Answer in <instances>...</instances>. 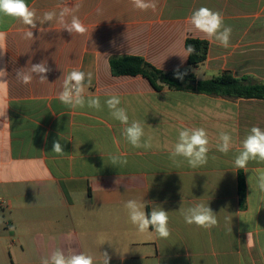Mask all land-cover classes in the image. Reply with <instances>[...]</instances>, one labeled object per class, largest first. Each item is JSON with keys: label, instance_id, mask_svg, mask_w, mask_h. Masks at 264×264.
Returning a JSON list of instances; mask_svg holds the SVG:
<instances>
[{"label": "crops", "instance_id": "crops-1", "mask_svg": "<svg viewBox=\"0 0 264 264\" xmlns=\"http://www.w3.org/2000/svg\"><path fill=\"white\" fill-rule=\"evenodd\" d=\"M26 2L38 20L78 6L74 14L88 31L72 35L55 21H37L28 40L26 25L0 16V44L7 50L0 68L8 73L0 85V264H41L57 248L92 255L97 264L104 252L109 264H264V193L256 188L264 162L234 167L249 130L264 129V100L156 91L140 75L114 76L109 64L113 57L135 56L162 72L187 69L196 81L229 72L264 83V0H153L155 11L135 9L131 0ZM201 7L221 13L232 28L228 48L190 28L189 18ZM187 38L208 42L197 67L184 58ZM42 61L52 69L47 81L16 79L18 69ZM73 69L92 74L85 96L98 97L101 110H73L59 101L64 76ZM111 95L120 97L130 121L143 124L142 142L150 137L151 147L126 141L125 126L105 104ZM184 127L208 132L206 165L193 169L182 157L170 159L167 149ZM221 131L233 137L227 154L215 148ZM54 141L63 154L52 152ZM116 154L127 163L113 165ZM129 199L145 203L146 212L153 206L169 212V238L151 228L138 232L124 207ZM197 203H208L217 226L205 230L184 222L180 207Z\"/></svg>", "mask_w": 264, "mask_h": 264}, {"label": "clouds", "instance_id": "clouds-1", "mask_svg": "<svg viewBox=\"0 0 264 264\" xmlns=\"http://www.w3.org/2000/svg\"><path fill=\"white\" fill-rule=\"evenodd\" d=\"M135 9L147 11L148 9L156 10V4L153 0H131ZM75 8L64 7L59 13L48 11L43 14L41 19H37L34 9L29 7L26 0H0V16L11 17L28 27V30L23 33V38L31 40L34 38L33 31L37 27V21L41 25L55 21L66 30L69 34L84 35L88 29L86 25L74 14ZM101 10L98 8L97 12ZM68 17H71L70 20ZM190 28L204 35L208 40L217 43L219 46L228 48L232 34V28L226 26L221 13L213 11L207 7H201L195 10L189 18ZM41 31V29H40ZM4 36L0 33V39ZM3 44H0V54L6 52ZM186 57L196 52L195 46L189 44L186 48ZM52 69L48 67L46 61L31 64L27 70L18 69L16 71V79L25 85L32 82L33 76H37L40 82L47 81V73ZM8 75L7 71L0 68V85L7 83L3 79ZM176 79H183L185 73H181L179 69L174 73ZM92 74L84 71L73 69L68 72L63 79L62 90L59 92L58 99L65 106L75 110L77 108H88L101 110V103L98 97L85 96L86 80L91 82ZM105 104L109 110L111 117L119 121L125 127L122 135L126 141L135 148L151 147V138L148 141L142 142L145 136L144 126L138 120H129L126 108L121 107V99L118 95H111L106 99ZM0 116H5V112L0 113ZM234 147L233 137L230 133L221 131L218 134L215 148L223 154L229 153ZM170 159L173 161L177 157H182L187 161L189 167L195 169L202 167L208 162V153L210 149L209 134L203 127H184L179 130L176 142L167 149ZM52 152L63 154V147L59 141L53 142ZM110 159L113 165L126 164L127 160L122 159L119 154L111 155ZM250 161L264 162V129L253 126L244 139L240 142V148L234 159V167L236 169H247ZM250 177L248 184H250ZM256 188L264 193V169H257ZM130 223L136 227L138 232L144 233L151 228L157 237L167 239L171 235L169 228V212L165 211L160 206H153L150 212H146L145 203L129 199L124 205ZM184 222L188 225H196L205 230L217 226V214L207 204L197 203L193 206L179 209ZM250 239V233H248ZM110 256L108 252L102 253V260L98 264H109ZM41 264H97L92 255L84 252L75 253L69 251L68 254L59 248L54 250L50 257L41 259Z\"/></svg>", "mask_w": 264, "mask_h": 264}, {"label": "trees", "instance_id": "trees-1", "mask_svg": "<svg viewBox=\"0 0 264 264\" xmlns=\"http://www.w3.org/2000/svg\"><path fill=\"white\" fill-rule=\"evenodd\" d=\"M191 44L196 52L188 56L187 63L191 67L202 64L207 56L208 42L199 39L187 38L185 48ZM111 73L114 76L140 75L148 80L150 85L160 91L163 88L201 93L211 96H222L235 99L264 100V83H252L248 77L235 78L229 72H222L210 79L196 81L193 74L187 69H179L185 73L183 79H176L174 71L162 72L142 58L135 56L113 57L109 61ZM245 183L242 176H238V193L241 201L244 199Z\"/></svg>", "mask_w": 264, "mask_h": 264}, {"label": "rangeland", "instance_id": "rangeland-1", "mask_svg": "<svg viewBox=\"0 0 264 264\" xmlns=\"http://www.w3.org/2000/svg\"><path fill=\"white\" fill-rule=\"evenodd\" d=\"M0 218H2V217H0ZM1 220V219H0Z\"/></svg>", "mask_w": 264, "mask_h": 264}]
</instances>
